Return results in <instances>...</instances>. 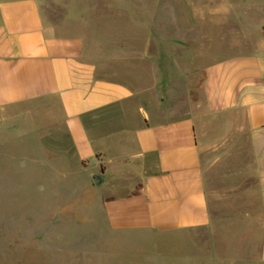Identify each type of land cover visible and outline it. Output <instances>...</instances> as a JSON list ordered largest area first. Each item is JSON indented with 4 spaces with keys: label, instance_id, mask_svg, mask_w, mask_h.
<instances>
[{
    "label": "crops",
    "instance_id": "1",
    "mask_svg": "<svg viewBox=\"0 0 264 264\" xmlns=\"http://www.w3.org/2000/svg\"><path fill=\"white\" fill-rule=\"evenodd\" d=\"M185 2H194L202 32L221 25L231 37L226 51L212 39L197 41L193 60V44L182 36V57L203 69L206 115H235L248 138L261 211L259 231L228 238L243 245L222 248L213 233L208 242L192 231L210 224L200 160L203 116L171 113L153 90L105 74V64L123 65L117 52L123 42L104 41L106 52L91 58L85 37L63 27L67 20L46 25L41 0H0L2 159L20 157L16 170L25 178L48 169L53 209L98 204L109 218L141 223L154 238L182 240L173 251L182 264H264V0H243L240 9L231 8L233 0ZM141 42L146 52L138 59L161 73L148 51L153 39ZM97 174L102 182L96 184ZM92 193L98 197L90 200Z\"/></svg>",
    "mask_w": 264,
    "mask_h": 264
},
{
    "label": "rangeland",
    "instance_id": "2",
    "mask_svg": "<svg viewBox=\"0 0 264 264\" xmlns=\"http://www.w3.org/2000/svg\"><path fill=\"white\" fill-rule=\"evenodd\" d=\"M68 2L41 0L46 25L52 27L67 20L63 27L67 26L68 33L85 37L87 55L94 59L106 52L104 41L121 40L117 52L123 57V65L105 64L110 69L105 74L122 77L144 93L153 90L156 98H164L163 107L171 113L187 110L203 116L200 160L210 224L192 231L208 242L212 240L207 234L213 233L222 248L228 243L243 245V240L228 238L235 233L259 231L256 220L261 211L248 138L245 129L238 127L235 115H206L201 104L203 69L193 61L197 59V41L212 39L211 43L223 48L231 37L221 25L212 33L202 32L193 16L194 2L190 5L185 0ZM233 2L232 9L242 8L243 0ZM70 10L84 15L69 17ZM228 18L234 19V14L223 17L224 25ZM182 36L193 44L188 53L193 60L182 57ZM148 37L155 43L148 51L159 61L161 73H152L151 64L138 59L141 52H146L141 41ZM137 61L140 64L134 65L136 71L131 74L132 63ZM163 75L165 79L160 78ZM2 150L0 144V264H182V255L173 252L182 240L154 238L141 223L109 218L98 204L53 209L49 170L39 171L37 178H25L16 170L20 157L10 160L3 155L2 159ZM97 197L92 193L89 199Z\"/></svg>",
    "mask_w": 264,
    "mask_h": 264
},
{
    "label": "trees",
    "instance_id": "3",
    "mask_svg": "<svg viewBox=\"0 0 264 264\" xmlns=\"http://www.w3.org/2000/svg\"><path fill=\"white\" fill-rule=\"evenodd\" d=\"M102 169H103V168H102ZM96 178H97V179L94 180V183L97 184V183L102 182V175L97 174V175H96Z\"/></svg>",
    "mask_w": 264,
    "mask_h": 264
},
{
    "label": "water",
    "instance_id": "4",
    "mask_svg": "<svg viewBox=\"0 0 264 264\" xmlns=\"http://www.w3.org/2000/svg\"><path fill=\"white\" fill-rule=\"evenodd\" d=\"M93 179H97V178H96V175L93 176Z\"/></svg>",
    "mask_w": 264,
    "mask_h": 264
}]
</instances>
